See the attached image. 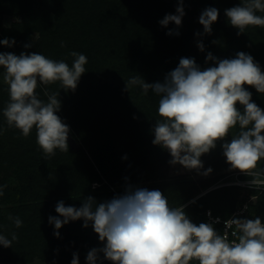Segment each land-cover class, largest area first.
Listing matches in <instances>:
<instances>
[{"label":"trees","instance_id":"obj_1","mask_svg":"<svg viewBox=\"0 0 264 264\" xmlns=\"http://www.w3.org/2000/svg\"><path fill=\"white\" fill-rule=\"evenodd\" d=\"M241 3L242 0H183L181 26L170 23L163 27L159 21L167 14H177L180 0H0V15L12 18L8 25L0 20V40H15L12 47L0 44V53L39 52L71 66L74 58L69 53L75 51L88 60L75 91H65L60 82L39 84L36 89L38 98L45 102V92L59 94L61 108L57 114L69 126V135L79 142V149H56L50 158L39 148L35 128L25 138L18 129L8 127L3 116L9 102L8 86L2 81L4 69L0 67V234L11 239L15 232L18 237L12 247L0 245V264H33L35 258L41 264H71L76 253L72 247L80 248L79 264L83 263L90 251L85 244L78 247L88 232L83 221L65 224L57 238L53 235L57 230L48 218L58 216L55 207L59 201L79 208L88 196L100 203L125 194L126 190L116 195L104 187L92 190V182L102 177L113 186L142 183L137 188L162 178L164 183L146 189L160 190L170 207L188 203L187 208L195 213L201 209L200 216L195 215L197 225L207 209L223 217L231 215L242 187L208 188L204 192L208 180L179 184L165 181L171 156L152 143V128L160 119L159 97L151 90L145 95L139 86L129 92L124 89L134 76H141L147 83H163L181 58H194L202 70L215 66L212 61L205 63L209 52L225 59L243 51L264 71V27L249 26L237 35L238 30L225 17V9ZM208 7L219 10L211 35L203 34L199 23V16ZM169 31L173 35H168ZM197 32L201 35L197 36ZM198 42L204 44V51L199 50ZM25 44L32 47L26 49ZM248 90L252 100L264 109V94L254 88ZM201 159L203 171L210 167L215 173L220 169L215 180L231 175L221 143ZM259 167L264 169V160ZM240 175V179H249ZM13 181L17 182L14 186ZM249 192L258 199L250 204L249 217L261 216L264 220V191ZM9 215L18 216L23 226L16 228ZM101 262L111 264L103 260L102 254Z\"/></svg>","mask_w":264,"mask_h":264},{"label":"clouds","instance_id":"obj_2","mask_svg":"<svg viewBox=\"0 0 264 264\" xmlns=\"http://www.w3.org/2000/svg\"><path fill=\"white\" fill-rule=\"evenodd\" d=\"M264 0H242V3L225 9L227 22L236 28L237 35L249 26L264 27ZM175 15L167 14L160 25L174 23L181 26L185 15L183 0ZM219 10L204 9L199 16L203 34L211 35L212 25L218 21ZM168 35H173L169 31ZM175 35H179L176 31ZM197 36L201 33L197 32ZM215 43V42H214ZM0 44L12 47L15 40L5 38ZM63 47L64 44L62 43ZM25 44L24 48H31ZM200 51L204 44L197 43ZM72 65L55 61L39 52L20 55L0 53L3 80L8 85L9 102L3 116L9 128H16L27 138L36 129V142L46 158L55 150L69 151V126L57 114L61 108L59 94H48L47 102L38 98L39 84L60 82L65 91H75L88 63L84 54L72 51ZM215 66L201 69L194 58H181L178 66L169 72L164 82L147 83L141 76H134L125 83V91L139 86L146 95L149 90L159 97L158 115L152 133V143L166 150L173 166L179 164L187 170H195L207 176L212 168H204L201 157L221 143L223 156L229 171H239L246 177L250 189L264 187V109L253 100L248 88L264 94V71L254 58L243 51L234 58L218 59L211 52L205 63ZM247 86V87H246ZM239 131L227 139L233 129ZM124 159H127L125 156ZM96 187V185H93ZM3 186H0V196ZM244 205L242 211H247ZM58 216H49L48 222L57 231L70 221H83V227L91 224L103 247L92 248L86 256L87 264L103 260L111 264H264V223L259 216L238 218L232 215L223 221V234L214 227L220 218L198 225L193 223L185 206L170 207L160 190L129 188L124 195L97 203L95 198H84L82 206H65L59 201L55 207ZM62 217V219L60 218ZM16 228L23 226L17 216L9 215ZM235 237L229 240V231ZM18 239L15 232L11 239L0 234V245L12 247ZM71 264H79L73 253ZM102 264V262H101Z\"/></svg>","mask_w":264,"mask_h":264},{"label":"rangeland","instance_id":"obj_3","mask_svg":"<svg viewBox=\"0 0 264 264\" xmlns=\"http://www.w3.org/2000/svg\"><path fill=\"white\" fill-rule=\"evenodd\" d=\"M0 20L2 21L3 25H8L10 23V21L12 20V18L10 16H7V15H5V16H1L0 15ZM36 37H37V34L34 35V38H36ZM3 74H4V72H3ZM2 81L4 82L3 76H2ZM5 85L8 86L7 84H5ZM235 133H236V128L233 129L232 133L229 134V137L227 139L230 141L231 136L233 134H235ZM68 144L71 147V149L74 150V151L79 149V142H77L70 135L68 136ZM219 145H220V143H219ZM166 167H168L169 175H168V179L165 180V181H169V182L175 181V182H177L179 184L181 182L184 183V182H187V181H190V180H197V181H199L201 183H202V181H207L208 180V182H207L208 186L203 189L204 192L206 190H208V188H214L215 187L216 189H218V188L221 189V188H228V187H231V186H236V185H231V184H226V183H231L232 179L235 177L236 174H238V175L242 174V173L237 172V171L234 170V171H230L231 175L226 176L224 178H219L218 180H215L220 169L216 170L215 173L211 172L209 175L204 176V175L198 174L197 172H195V170H191V171L187 170V169L183 168L179 164H177L175 166L169 164ZM166 169L167 168H165V170ZM201 172H203V169H201ZM101 180L92 182L91 189L92 190H97V189H100L101 187H104V189H106V190H108L110 192H113L116 195H119L122 190H127L129 188V186L131 188H137V187L142 185V183L138 182L136 184L130 183V184H125V185L113 186L111 183L107 182L105 180V178L102 177ZM152 181H154V182H146L145 184H143L144 187L146 188V187H149V186H152V185H160V184L164 183V180H162V178H160V177H158L157 179L152 180ZM16 184H17V182L13 181V186L16 185ZM93 185H96V187H93ZM238 187H240V186H238ZM249 190H250L249 187H246V188L242 187V189H240L239 195L237 196L238 200H237L236 205H238L241 201H243L242 199H247V198L251 199L253 205L256 203V201L258 200L257 197L253 196L249 192ZM256 190H258L259 192H263L264 191V189H256ZM118 191H119V194H118ZM204 192H202V193H204ZM190 202H189V204L192 203V202L191 203ZM187 204H183L185 206V211H186L187 215L189 216V218L192 220V222L195 223V220L196 221L198 220V218H196V216H200V213H201L200 210L201 209H199V211H196V213H195L194 211H192V210L187 208L188 207ZM259 217L262 219L261 216H259ZM85 238H87L90 243L88 241L84 242ZM84 244L86 245V249H89V250H91L92 248H99L101 246L103 247L102 242L99 241L98 235L93 231V229L91 227V224L88 227V232L84 233L83 236H82V239L79 241V246L78 247H81V245L84 246ZM68 248L70 249V247H68ZM72 250H74L77 255L81 256L80 248L77 249V247L76 248L72 247ZM33 264H41V262L39 261V259L35 258L34 261H33ZM81 264H87L86 259Z\"/></svg>","mask_w":264,"mask_h":264},{"label":"built area","instance_id":"obj_4","mask_svg":"<svg viewBox=\"0 0 264 264\" xmlns=\"http://www.w3.org/2000/svg\"><path fill=\"white\" fill-rule=\"evenodd\" d=\"M249 179H250V178H249ZM249 179H240V178H238V174H236L235 177L232 179L231 183H226V184H231V185H236V186H240V187L246 188V187H248V186H247V181H248ZM214 188H215V187H214ZM260 189H264V187H262V188H260ZM251 203H252V201H251V199H249V198L245 199L244 201H241V202L236 206V208H235L234 211L231 213V215H229L228 217H223V216H221L220 214H215L211 209H207L206 211H204V212L202 213L203 220H202L200 223H202V222H209V219H210V217H209V213L211 214V219H213V220H214L216 217H219V218H220V223L215 224L214 227L216 228V230H217L218 232H221V234H223V230H224V224H223V221H224L225 219L230 218V217H231L232 215H234V214L237 215L238 218H245V217L250 218L248 212H249V208H250V204H251ZM244 205H248V209H247V211H242ZM262 223H264V220H262ZM233 239H235V237H233V236L231 235V230H230V231H229V240L231 241V240H233ZM192 264H197V262H196V261H193Z\"/></svg>","mask_w":264,"mask_h":264}]
</instances>
